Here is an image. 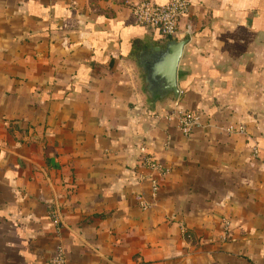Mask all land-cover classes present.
Returning a JSON list of instances; mask_svg holds the SVG:
<instances>
[{
	"label": "crops",
	"instance_id": "obj_1",
	"mask_svg": "<svg viewBox=\"0 0 264 264\" xmlns=\"http://www.w3.org/2000/svg\"><path fill=\"white\" fill-rule=\"evenodd\" d=\"M140 1L0 0V264H264V0H189L172 38ZM170 41L159 101L143 69Z\"/></svg>",
	"mask_w": 264,
	"mask_h": 264
},
{
	"label": "built area",
	"instance_id": "obj_2",
	"mask_svg": "<svg viewBox=\"0 0 264 264\" xmlns=\"http://www.w3.org/2000/svg\"><path fill=\"white\" fill-rule=\"evenodd\" d=\"M189 7V0H168L164 5H157L152 0H143L131 5V13L138 25L158 31L162 37L172 38L177 36L180 22L188 14ZM174 117L178 130L185 136H189L198 125L199 118L194 113L178 111ZM243 131V127L237 129L239 133ZM254 153H257L255 149ZM142 165L151 172V176L147 178L151 184L152 195H155L158 191L157 179L168 175L169 169L150 157H145ZM141 205L146 208L143 203ZM55 223L57 224L56 221ZM51 264H66L61 248L56 249Z\"/></svg>",
	"mask_w": 264,
	"mask_h": 264
},
{
	"label": "water",
	"instance_id": "obj_3",
	"mask_svg": "<svg viewBox=\"0 0 264 264\" xmlns=\"http://www.w3.org/2000/svg\"><path fill=\"white\" fill-rule=\"evenodd\" d=\"M185 41H170L163 48L152 49L146 67L147 93L157 96L159 101L177 99V69L182 57Z\"/></svg>",
	"mask_w": 264,
	"mask_h": 264
}]
</instances>
